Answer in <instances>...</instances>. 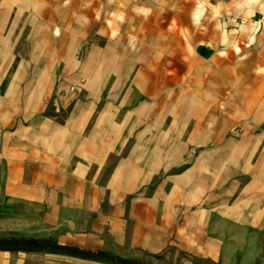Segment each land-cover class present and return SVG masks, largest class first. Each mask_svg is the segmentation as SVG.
Instances as JSON below:
<instances>
[{"label": "rangeland", "instance_id": "1", "mask_svg": "<svg viewBox=\"0 0 264 264\" xmlns=\"http://www.w3.org/2000/svg\"><path fill=\"white\" fill-rule=\"evenodd\" d=\"M14 98L92 157L41 183L0 165V237L112 260L0 264H264V0H0V110Z\"/></svg>", "mask_w": 264, "mask_h": 264}, {"label": "crops", "instance_id": "2", "mask_svg": "<svg viewBox=\"0 0 264 264\" xmlns=\"http://www.w3.org/2000/svg\"><path fill=\"white\" fill-rule=\"evenodd\" d=\"M26 102L14 98L10 102L11 108L0 110L4 129L0 137V165L8 168L11 181L41 183L45 167L58 166L67 156L75 166H82L80 160H91L92 155L87 152L91 147L89 143H74L67 149L59 145L56 140L59 133L53 123L51 128L44 126L49 123L43 117L41 100L31 108Z\"/></svg>", "mask_w": 264, "mask_h": 264}, {"label": "trees", "instance_id": "3", "mask_svg": "<svg viewBox=\"0 0 264 264\" xmlns=\"http://www.w3.org/2000/svg\"><path fill=\"white\" fill-rule=\"evenodd\" d=\"M10 236L11 235L5 238L0 237V251H46L59 254L75 255L82 259L101 260L103 257H106L108 260H112L111 256L102 251H87L78 247L60 245L45 239L17 237L18 235H14L12 237ZM117 262L124 263L125 261L124 259L117 258Z\"/></svg>", "mask_w": 264, "mask_h": 264}, {"label": "bare ground", "instance_id": "4", "mask_svg": "<svg viewBox=\"0 0 264 264\" xmlns=\"http://www.w3.org/2000/svg\"><path fill=\"white\" fill-rule=\"evenodd\" d=\"M199 13V12H198ZM197 18H198V14L196 13V15L194 16V20L197 21ZM225 39V38H224ZM251 41V40H250ZM234 49H235V53H241L242 52V48H240L239 46H234Z\"/></svg>", "mask_w": 264, "mask_h": 264}]
</instances>
